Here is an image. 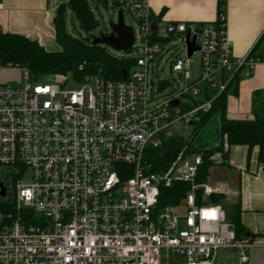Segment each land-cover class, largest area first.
<instances>
[{
    "label": "built area",
    "instance_id": "2783aa9c",
    "mask_svg": "<svg viewBox=\"0 0 264 264\" xmlns=\"http://www.w3.org/2000/svg\"><path fill=\"white\" fill-rule=\"evenodd\" d=\"M106 9L138 28L130 26L131 55L110 54L132 60L123 80L37 83L0 61L20 72L18 82L0 83V168L10 169L12 185L8 199L0 182V264H174L171 255L186 259L176 264H213L228 249L250 264L253 243L238 239L223 207L210 202L219 192L197 183L203 154L186 147L159 171L146 158L176 137L172 126L192 128L236 79L252 77L260 60L234 56L226 12L211 23L166 24L161 34L149 0H106ZM164 61L170 71L160 76ZM223 153L209 160L221 164ZM178 183L190 186L180 205L159 208L162 189Z\"/></svg>",
    "mask_w": 264,
    "mask_h": 264
},
{
    "label": "crops",
    "instance_id": "0c3cea01",
    "mask_svg": "<svg viewBox=\"0 0 264 264\" xmlns=\"http://www.w3.org/2000/svg\"><path fill=\"white\" fill-rule=\"evenodd\" d=\"M157 23H211L219 15V0H149ZM228 34L235 57L253 53L260 60L252 77L239 78L227 91L226 119L252 121L264 116V0H226ZM68 0H0V29L37 41L49 52L60 50L55 40L54 17ZM242 77V76H241ZM218 132V127L217 130ZM214 131V132H216ZM213 140L215 137L213 136ZM217 138V137H216ZM220 139V138H219ZM212 140V142H213ZM221 140L217 141L216 148ZM227 143L223 138L224 144ZM228 145V144H227ZM221 164L209 168L206 183L240 204L245 239L253 248L264 249V166L258 162V148L232 146ZM220 204V203H219ZM221 205V204H220ZM228 217H229V215ZM251 249V250H252Z\"/></svg>",
    "mask_w": 264,
    "mask_h": 264
},
{
    "label": "trees",
    "instance_id": "16d2710c",
    "mask_svg": "<svg viewBox=\"0 0 264 264\" xmlns=\"http://www.w3.org/2000/svg\"><path fill=\"white\" fill-rule=\"evenodd\" d=\"M226 0H219V14L224 13ZM106 8V0H68L61 4L54 17L55 40L60 50L49 52L37 41L22 35L5 33L0 29V61L17 68H26L34 76H65L77 81L87 74H100L107 79L123 80V72L129 71L133 62L129 58L114 57L104 46L92 45L99 28L95 11ZM87 37L72 36L67 30L69 15ZM85 65L83 70L80 67ZM238 79L235 80V82ZM234 82V83H235ZM227 92L221 95L213 104V109L207 114H199L192 126L190 138L173 137L159 148L149 151L146 162L154 171L165 169L187 147V154L202 153L204 164L199 169L198 184L206 183L209 168L213 163L209 158L219 152L223 153V138H226L229 149L232 146H246L249 151L258 148V162L264 166V116H256L252 121H235L226 119ZM220 120V144L216 148L197 149L194 146V136L207 126L214 117ZM228 154L223 153L226 157ZM190 186L178 183L161 192L158 207L171 206L177 208L186 197ZM236 237L243 239L248 231L241 223L240 204L235 206L229 215Z\"/></svg>",
    "mask_w": 264,
    "mask_h": 264
},
{
    "label": "rangeland",
    "instance_id": "374dc122",
    "mask_svg": "<svg viewBox=\"0 0 264 264\" xmlns=\"http://www.w3.org/2000/svg\"><path fill=\"white\" fill-rule=\"evenodd\" d=\"M95 16L99 24V28L97 32L95 33L96 36H98L100 32L109 34L111 31L110 22L111 21H113L114 23L118 22V13L116 12L114 13L111 10L106 9L105 7L100 8L99 10H96ZM72 17L73 15L70 14L69 19H68V24H67L68 32L74 37L86 38L87 35L80 30L78 24L74 21ZM124 18H125L126 25L133 26L135 30L137 31L138 29L137 24L127 13L124 14ZM159 25L161 28L160 33L163 34L164 33L163 29H165V25L163 23H159ZM177 47H180V44H177ZM105 49L109 54H113V55H124V54L126 56L131 55L130 52L122 53L110 47H105ZM200 59H201V55L199 53H197L193 57L195 72L198 71ZM159 70H160V76L167 75L170 71L168 61L162 62L159 66ZM19 79H20V72L18 70H7L5 68H0V83L1 84H8V85L14 84L15 82H18ZM54 79H58V78L54 76H38L34 78V82L53 83ZM217 127H218V130L220 131V120L219 118L215 116L212 119V121L207 126L204 127V129H202L198 134H196L193 137L194 146L200 150L206 147L208 148L207 144H209L210 147L215 146L217 144V141L220 140L218 138V132L216 131ZM170 130L174 136L183 137L185 139L190 138V136H193L192 128L186 127L182 124L174 125L170 128ZM213 136L215 137L216 141L213 140L214 139ZM9 170L10 169L8 168H0V182L6 183V186L9 189L8 199H11L12 198L11 178L8 177V174H7ZM233 202L234 201L231 197L226 196L225 199L220 202V204L223 207V209L226 211V213L230 214L234 208ZM176 211L179 215L185 214L184 208H179ZM247 254L251 257L250 264H264V249L255 248L252 250H248ZM164 261L166 262L167 260L164 258ZM185 261H186L185 258L175 257V255H171L169 262L176 264V263H184ZM213 264H239L237 251L232 250V249L219 250L213 261Z\"/></svg>",
    "mask_w": 264,
    "mask_h": 264
},
{
    "label": "water",
    "instance_id": "95a60500",
    "mask_svg": "<svg viewBox=\"0 0 264 264\" xmlns=\"http://www.w3.org/2000/svg\"><path fill=\"white\" fill-rule=\"evenodd\" d=\"M157 29V22L153 23V30ZM110 33L105 34L100 32L98 36L92 38V45L94 46H104L110 47L119 52H128L134 43V32L130 26L125 24L122 12L119 13L118 22L114 23L110 22ZM195 47L193 43H190L189 47V55L191 56L195 51ZM126 71L123 72V77H126ZM178 103L175 102L174 105ZM218 138H220V131L218 130ZM2 187L1 195L4 197L6 190ZM202 198V189H198L196 191V199L197 203L201 204ZM210 202L213 204H218L222 200L225 199V195L221 193H214L209 197Z\"/></svg>",
    "mask_w": 264,
    "mask_h": 264
}]
</instances>
